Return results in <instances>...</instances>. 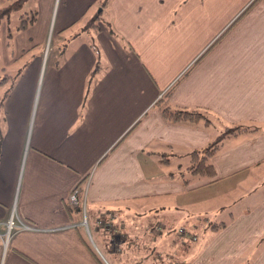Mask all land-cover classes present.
I'll return each mask as SVG.
<instances>
[{
    "label": "crops",
    "instance_id": "0c3cea01",
    "mask_svg": "<svg viewBox=\"0 0 264 264\" xmlns=\"http://www.w3.org/2000/svg\"><path fill=\"white\" fill-rule=\"evenodd\" d=\"M27 9L36 19L8 43L0 21V63L14 77L0 104V264H101L80 210L68 209L77 184L105 254L98 218L119 232L115 264H264V0H25ZM97 15L99 30L85 29ZM91 39L105 68L81 109ZM164 104L200 108L208 121H169ZM230 122L257 128L221 141L213 178L191 174V151ZM11 214L34 227L6 239Z\"/></svg>",
    "mask_w": 264,
    "mask_h": 264
},
{
    "label": "trees",
    "instance_id": "16d2710c",
    "mask_svg": "<svg viewBox=\"0 0 264 264\" xmlns=\"http://www.w3.org/2000/svg\"><path fill=\"white\" fill-rule=\"evenodd\" d=\"M25 0H7L5 4L0 6V21L4 20L5 23V38L8 43L9 38L13 35V32L16 30H21L27 27L28 24L32 23L36 19V12L34 9L21 10V6ZM107 0H98L99 6H103ZM17 19L16 22L11 25L10 18L12 14ZM99 20L98 15L92 18L87 19L84 28L85 29H93L94 32L99 30V26L97 21ZM104 25L108 28V30L113 35H117L113 30L111 23L107 20L104 22ZM90 45L93 48L96 56V60L92 69L90 70L87 81H86V89L83 96V102L81 104V109L85 106V100L89 91L90 86L99 78L101 72L104 70L105 65H103L100 60L99 50L96 45L94 39L90 40ZM14 77L9 74L5 67L0 63V88L4 86V90L0 93V104L3 99L9 93V90L12 87ZM162 114L166 119L172 122L181 121V120H189V121H197L201 118L208 121L206 113L204 110L200 108H189V107H179V106H171L168 104H164L161 106ZM257 127L254 125L244 124L241 122H230L223 126L222 130L219 134L209 141L206 145L200 148H195L190 153V162L188 165V170L191 174L197 175L199 177L213 178L216 175L215 169L210 162V156L219 148L221 141L231 135H238L241 132L254 130ZM78 206L68 205V209L71 211H79ZM87 210V209H86ZM81 211V210H80ZM213 226H220L222 223H211ZM84 242L88 245L90 250L94 253L97 259L101 264H105L100 256L97 254V251L92 247L89 241L85 238Z\"/></svg>",
    "mask_w": 264,
    "mask_h": 264
},
{
    "label": "rangeland",
    "instance_id": "374dc122",
    "mask_svg": "<svg viewBox=\"0 0 264 264\" xmlns=\"http://www.w3.org/2000/svg\"><path fill=\"white\" fill-rule=\"evenodd\" d=\"M48 52V47H47V51H46V53ZM4 86H3V88H0V92L2 93L3 92V90H4ZM82 187V186H81ZM82 189H83V187H82ZM206 188H203V192L204 193H206V190H205ZM83 191H84V189H83ZM85 204H86V201H85ZM81 210V209H80ZM143 212V211H142ZM144 213H146V214H149V215H151V214H153V210L151 211V210H144ZM80 215H81V217H80V219H81V221H82V223H81V225H82V228H83V230L85 231V236H86V238L88 239V241L90 242V244L93 246V248L99 253V255L100 256H103V257H105L107 260V264H115L112 260H111V258L108 256V255H112V254H110V252H113V251H116V253H118V254H120V253H123V249H122V246H121V241H120V244H119V238H117V236H118V234H119V232L117 231V229H116V226H115V224H113L112 225V227H110V230H105V231H103V233H101L102 235H103V238H104V241H106V243L103 241L102 243L104 244V245H108V246H110L109 248H110V250H107L108 252H107V254H105L103 251H104V249H103V247H102V245L101 244H97L96 243V238H94L93 237V235H92V233H91V231H90V229H89V226H90V220H88L87 218H86V212H85V216L83 215V212L82 211H80ZM193 216H195L194 214H193ZM193 216H191V217H193ZM85 219V223H83V220ZM176 224V223H175ZM89 225V226H88ZM178 227V224H176L174 227H172L173 228V230L175 231H177V229H179V228H182L183 230H184V227H179V228H177ZM175 231V232H176ZM198 231V230H197ZM200 231V230H199ZM177 233V232H176ZM123 237V236H122ZM188 239L189 240H191V241H193V240H196V234H193V233H191V234H189V236H188ZM183 241V239H180V240H177V245H181V242ZM110 251V252H109ZM104 253V254H103ZM114 253V252H113ZM181 254V253H180ZM185 254V253H184ZM174 254H172L171 255V257L173 256ZM121 256H123V254H120L119 255V257H121ZM123 259V258H122ZM124 260V259H123ZM168 260H169V258H168ZM174 260H179L180 261V259H175L174 258ZM169 262H171L170 260H169ZM125 264H130V262H127V263H125Z\"/></svg>",
    "mask_w": 264,
    "mask_h": 264
},
{
    "label": "built area",
    "instance_id": "2783aa9c",
    "mask_svg": "<svg viewBox=\"0 0 264 264\" xmlns=\"http://www.w3.org/2000/svg\"><path fill=\"white\" fill-rule=\"evenodd\" d=\"M66 201L70 205L78 206L81 211L83 212V215L85 216L86 212V204H85V191H83L81 185H75L69 194L66 197ZM82 223V221H81ZM83 223H85V219L83 220ZM6 231H5V238L7 239L8 236L11 234V230L14 227L21 228H33L34 226L30 223L23 221V220H17L15 219L14 215L11 214V216L6 221ZM97 226L101 228L102 231L110 230V227H112L111 224H108L106 221L101 219L100 217L97 220ZM179 232H183L184 230L182 228L178 229Z\"/></svg>",
    "mask_w": 264,
    "mask_h": 264
}]
</instances>
